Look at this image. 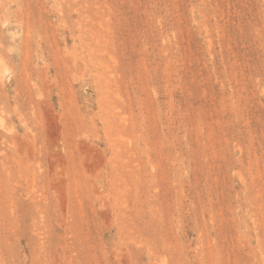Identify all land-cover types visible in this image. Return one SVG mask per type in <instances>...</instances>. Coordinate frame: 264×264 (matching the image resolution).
I'll list each match as a JSON object with an SVG mask.
<instances>
[{
  "label": "rangeland",
  "instance_id": "1",
  "mask_svg": "<svg viewBox=\"0 0 264 264\" xmlns=\"http://www.w3.org/2000/svg\"><path fill=\"white\" fill-rule=\"evenodd\" d=\"M0 264H264V0H0Z\"/></svg>",
  "mask_w": 264,
  "mask_h": 264
}]
</instances>
